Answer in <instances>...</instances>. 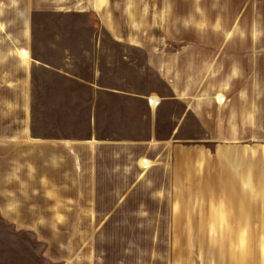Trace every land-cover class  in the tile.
<instances>
[{
	"label": "crops",
	"instance_id": "crops-1",
	"mask_svg": "<svg viewBox=\"0 0 264 264\" xmlns=\"http://www.w3.org/2000/svg\"><path fill=\"white\" fill-rule=\"evenodd\" d=\"M242 141L264 144V0H0V264H194L210 147Z\"/></svg>",
	"mask_w": 264,
	"mask_h": 264
},
{
	"label": "rangeland",
	"instance_id": "rangeland-1",
	"mask_svg": "<svg viewBox=\"0 0 264 264\" xmlns=\"http://www.w3.org/2000/svg\"><path fill=\"white\" fill-rule=\"evenodd\" d=\"M194 137L195 140H200L201 134L194 132ZM194 143L197 144L198 141ZM240 145L242 146H238V148L242 149V152L239 156L233 155L231 157L233 160H231L228 153L229 149L226 150L228 153L226 160L223 149L216 148L214 153L213 146L210 147L211 192L204 198H194L195 220L193 229L178 230L179 240L181 237H188L189 240L193 239L194 264H247L251 261L248 257L252 255L253 259L255 255L258 256L256 257L258 264H264V227H260V223L252 224L251 229L239 225L233 227V222L228 219L231 215L230 210L234 209L235 206L258 205V208L264 206V144L260 141H242ZM255 145H258L257 148H254ZM249 146L253 149V153H251L253 172L251 175H246L244 173L245 165L241 162L244 157H249L247 152ZM199 158H201V154L199 156L195 154L197 164ZM197 168L195 164L194 169ZM231 168L235 169L236 175L230 172ZM202 169L203 165L201 164L195 172L202 171ZM217 171H219L221 177L224 176V181L222 179L219 181L212 180ZM205 172H208V170ZM247 177L248 180H246ZM201 204L208 205L210 208L209 222L204 223V227L202 221L199 220L203 213H196V206ZM204 215L207 214L204 213ZM223 215L227 220L223 221ZM232 251H235L236 254L238 251V254L232 255ZM203 252L206 256H203ZM202 256L204 260H202Z\"/></svg>",
	"mask_w": 264,
	"mask_h": 264
}]
</instances>
